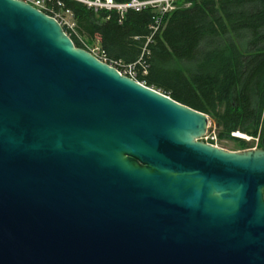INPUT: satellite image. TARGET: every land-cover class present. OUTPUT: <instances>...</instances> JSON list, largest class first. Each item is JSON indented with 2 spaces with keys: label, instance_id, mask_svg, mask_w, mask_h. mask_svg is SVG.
I'll use <instances>...</instances> for the list:
<instances>
[{
  "label": "water",
  "instance_id": "95a60500",
  "mask_svg": "<svg viewBox=\"0 0 264 264\" xmlns=\"http://www.w3.org/2000/svg\"><path fill=\"white\" fill-rule=\"evenodd\" d=\"M0 0V264H264V148Z\"/></svg>",
  "mask_w": 264,
  "mask_h": 264
},
{
  "label": "trees",
  "instance_id": "16d2710c",
  "mask_svg": "<svg viewBox=\"0 0 264 264\" xmlns=\"http://www.w3.org/2000/svg\"><path fill=\"white\" fill-rule=\"evenodd\" d=\"M58 1L73 14L76 35H68L76 48L98 45L110 60L136 63L135 81L214 119L220 138L240 132L260 139L264 0H191L166 15L152 36V11H130L120 19L115 11ZM246 145L238 140L242 151L251 148Z\"/></svg>",
  "mask_w": 264,
  "mask_h": 264
},
{
  "label": "built area",
  "instance_id": "2783aa9c",
  "mask_svg": "<svg viewBox=\"0 0 264 264\" xmlns=\"http://www.w3.org/2000/svg\"><path fill=\"white\" fill-rule=\"evenodd\" d=\"M24 3L31 5L37 10L45 13L48 16L54 18L63 28L65 33L68 35L73 34L76 35V24L74 21L73 14L69 10H63V4L58 0H19ZM78 3L84 5L87 9H90L94 12L97 11H115L118 13L120 19H122L126 13L132 11L135 13H141L143 11H152L154 13L153 22L150 27L151 36L157 33L163 23V19L166 15L171 12L180 9L187 8L190 5L191 0H129L127 2H116L115 0H73ZM50 3H55V5L59 8V10H55ZM69 36V35H68ZM151 38V37H150ZM150 38L147 39V42H150ZM89 53H91L94 57H96L99 61L115 68L121 75L126 76L130 79L135 80L136 76V63L133 64H124L120 60H110L106 57L103 51L100 50L99 46L96 45L90 49H87ZM238 133H232V135H236ZM209 140L207 144H210L214 147H218L213 143L215 138L207 131L203 140ZM256 144L249 148L250 150H254L258 148V138L254 139ZM219 148V147H218Z\"/></svg>",
  "mask_w": 264,
  "mask_h": 264
},
{
  "label": "rangeland",
  "instance_id": "374dc122",
  "mask_svg": "<svg viewBox=\"0 0 264 264\" xmlns=\"http://www.w3.org/2000/svg\"><path fill=\"white\" fill-rule=\"evenodd\" d=\"M145 73L146 72H144L143 74H145ZM209 119H210V121H209L208 132L215 138L213 143L216 144L219 148L224 149L226 151H230V152L242 151L240 149V147L238 146V140L244 141L247 144L246 147H253L256 144V142L254 140L256 138H251V137H249L243 133H240V132L238 134H236L235 136L230 134L229 137L220 138L219 137L220 130L217 127L215 120L210 118V117H209ZM263 130H264V122H263V125L261 128V136H260V139L258 140V145L262 141V131ZM203 142L207 143L210 141L207 139V140H203Z\"/></svg>",
  "mask_w": 264,
  "mask_h": 264
},
{
  "label": "flooded vegetation",
  "instance_id": "af4514ba",
  "mask_svg": "<svg viewBox=\"0 0 264 264\" xmlns=\"http://www.w3.org/2000/svg\"><path fill=\"white\" fill-rule=\"evenodd\" d=\"M258 148H264V130L262 131V141H261L260 146Z\"/></svg>",
  "mask_w": 264,
  "mask_h": 264
}]
</instances>
